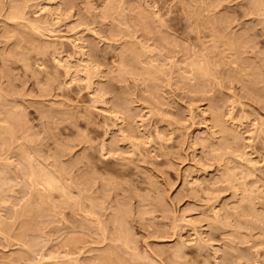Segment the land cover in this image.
Returning a JSON list of instances; mask_svg holds the SVG:
<instances>
[{
	"label": "rangeland",
	"instance_id": "1",
	"mask_svg": "<svg viewBox=\"0 0 264 264\" xmlns=\"http://www.w3.org/2000/svg\"><path fill=\"white\" fill-rule=\"evenodd\" d=\"M260 2L0 0V264H264Z\"/></svg>",
	"mask_w": 264,
	"mask_h": 264
},
{
	"label": "bare ground",
	"instance_id": "2",
	"mask_svg": "<svg viewBox=\"0 0 264 264\" xmlns=\"http://www.w3.org/2000/svg\"><path fill=\"white\" fill-rule=\"evenodd\" d=\"M254 1H255V0H254ZM256 1H257V0H256ZM257 3H258V2H257ZM260 3H261V2H260ZM262 3H263V0H262ZM262 3H261V4H262ZM13 4H14V3H13ZM263 4H264V3H263ZM254 5H256V4H254ZM256 6L258 7V4H257ZM259 6H260V5H259ZM261 6H262V5H261ZM14 7H16V6H14ZM105 7H106V6H105ZM253 7H254V6H253ZM188 8H189V7H188ZM259 8H260V7H259ZM15 9H16V8H15ZM107 9H108V8H107ZM107 9H106V10H107ZM195 10H196V9H195ZM255 10L257 11V9H255ZM262 10H263V9H262ZM192 11H193V10H192ZM192 11H191V12H192ZM197 12H198V11H197ZM263 12H264V11H263ZM194 13H195V12H193V16L195 17L196 14H194ZM254 14H255V13H254ZM260 14H261V13H260ZM263 14H264V13H263ZM198 15H199V12H198ZM258 15H259V14H258ZM263 16H264V15H263ZM198 17L200 18L201 16H198ZM255 17H256V16H255ZM257 18H258V17H257ZM260 19H261V17H260ZM262 21H264V19H263ZM262 21H261V22H262ZM261 22H260V23H261ZM262 25H263V24H262ZM211 27H212V26H211ZM215 30H216V29L214 28V31H215ZM212 31H213V27H212ZM28 32H29V30H28ZM262 32H263V31H262ZM262 32H261V34H262ZM214 33H215V32H214ZM214 33H213V36H214ZM30 34L33 35V33H30ZM221 34H222V33H221ZM32 35H31V36H32ZM218 35H219V34H218ZM222 35H224V34H222ZM263 35H264V34H263ZM24 36H25V35H24ZM27 36H28V35H27ZM27 36L25 37V39L27 38ZM28 37H29L30 39H31V38L33 39V37H30V35H29ZM219 38H220V36H219L217 39H219ZM224 38H225V36H224ZM229 38H230V37H229ZM234 38H235V37H234ZM27 39H28V38H27ZM30 39H29V41H31ZM221 39L223 40V38H221ZM221 39H220V40H221ZM226 39H227V38H226ZM226 39H225V40H226ZM23 40H24V38H23ZM215 40H216V38H215ZM228 40H229V39H228ZM238 40H239V38H238ZM25 41H26V40H25ZM36 41H37V40H35V42H36ZM226 41H227V40H226ZM26 42H27V41H26ZM26 42H25V48H27V46H26V45H27ZM38 42H39V40H38ZM38 42H37V43H38ZM214 42H216V41H214ZM233 42L235 43L236 41H231V42H229V43L226 42V44L228 43V45L233 46V45H234ZM237 42H238V41H237ZM27 43H29V42H27ZM33 43H34V41L31 42L30 45L33 44ZM43 43H44V42H43ZM217 43H219V40H218ZM230 43H233V45L230 44ZM34 44H36V43H34ZM39 44H40V43H39ZM46 44H47V43H46ZM224 44H225V43H223V45H224ZM236 44H237V43H236ZM17 45H18V43H17ZM19 45H20V44H19ZM30 45H29V46H30ZM37 45H38V44H37ZM43 45H44V44H43ZM48 45H49V44H48ZM48 45H47V46H48ZM216 45H217V44H216ZM20 46H21V45H20ZM20 46L17 47L16 49L20 48ZM38 46H39V45H38ZM47 46H46V48H47ZM231 46H229V47H231ZM238 46H239V45H238ZM32 47H33V46H32ZM32 47H30V48H32ZM36 47H37V46H36ZM41 47H42V46H41ZM41 47H39L38 50L35 48V50H36V51H39V49H40ZM43 47H44V46H43ZM234 47H235V46H234ZM234 47H233V48H234ZM21 48H22V46H21ZM21 48H20V49H21ZM25 48H24V49H25ZM46 48H45V49H46ZM226 48H227V47H226ZM233 48L231 47V48H229V50H230V49H233ZM33 49H34V48H33ZM45 49H44V50H45ZM227 49H228V48H227ZM234 49H235V48H234ZM29 50H30V49H28L27 51H29ZM40 50L43 51V48H41ZM233 51H234V50H233ZM239 51H240V50H239ZM15 52H16V51H15ZM24 52H25V51H24ZM25 53H26V52H25ZM236 53H237V52H236ZM16 54H17V53H16ZM18 54L21 55V54H22L21 51H20V53H18ZM23 54H24V53H23ZM23 54H22V55H23ZM132 54H135V53H132ZM132 54H131V55H132ZM221 54H222V53H221ZM26 55H27V53H26ZM41 55H42V54H41ZM123 56H125V55H123ZM135 56H136V55H135ZM223 56H224V53H223ZM17 57H18V56H17ZM24 57H25V56H23V58H24ZM20 58H21V57H20ZM20 58H19V59H20ZM23 58H21V60H22L21 62L24 61L25 58H24V59H23ZM122 58H123V57H122ZM26 59H27V58H26ZM26 59H25V60H26ZM29 59H30V58H29ZM132 59H133V57H132ZM16 60H18V58H17ZM237 60L239 61L240 58L237 59ZM26 61H27V60H26ZM26 61H24V62H25L26 64H28V62H26ZM134 61H136V59H135ZM241 61H243V60H241ZM123 62H124V64L126 63L125 61H123ZM120 63H121V62H120ZM128 63H129V62H128ZM136 63H137V62H136ZM204 63H205V62H204ZM122 64H123V63H122ZM126 64H127V63H126ZM129 64H130V63H129ZM199 64H200V66L202 65L201 62H200ZM130 65H131V64H130ZM203 65H205V64H203ZM203 65H202V66H203ZM243 65H244V62H243ZM24 66H27V65H24ZM198 66H199V65H198ZM198 66H197L198 69L195 67L196 70H197V72H198V70L201 69L200 66H199V67H198ZM202 66H201V67H202ZM206 66H207V65H205V66H203V67L206 69ZM131 67H132V65H131ZM133 67H135V66H133ZM137 68H138V67H137ZM199 68H200V69H199ZM138 69L140 70L141 67L138 68ZM146 69H147V68H145V69L143 70V67H142V70H143V71H145ZM147 70L149 71V69H147ZM209 70H210V69H209ZM209 70H208V67H207V69L204 71V72H207V73L204 74V73L202 72L203 75H204V76H203V75H202V76H203V77H205V75L208 76V74H209L208 71H209ZM140 71H141V70H140ZM143 71H141V72H143ZM149 72H150V71H149ZM197 72H196V73H197ZM146 73H147V71H146ZM193 73L195 74V72H193ZM199 73H200V75L202 74L200 71H199ZM246 73H247V72H246ZM148 74H149V73H148ZM151 74H152V73H151ZM198 75H199V74H198ZM200 75H199V77H201ZM250 75H251V74H250ZM246 76H247V74H246ZM195 77H197V76L195 75ZM247 77H248V76H247ZM201 78H202V77H201ZM249 78H250V76H249ZM204 79L206 80V78H204ZM247 79H248V78H247ZM247 79H246V80H247ZM198 80H199V79H197V81H198ZM201 80L203 81V78H202ZM201 80H200V81H201ZM249 80H250V79H249ZM197 83H198V82H197ZM200 83H201V82H200ZM202 83H203V82H202ZM193 84H194V83H193ZM203 84H204V83H203ZM201 85H202V84H201ZM197 86H198V85H197ZM203 86L205 87V84H204ZM201 88H202V87H201ZM4 91H5V89H4ZM3 96H4V95H3ZM1 97H2V96H1ZM11 98H13V96H12ZM8 103H9V102H8ZM8 103H7V104H8ZM16 105H17V103H16L15 105H13V107L15 106V107H14L15 109L18 108V107H17L18 105H17V106H16ZM19 106H20V105H19ZM2 109H4V108H2ZM8 110L10 111V108L8 109V107H7V111H8ZM0 111H1V110H0ZM16 111H17V112H16ZM18 111H19V109L14 110V112H16V113L14 114L13 111L11 110V114H12L13 116L16 117V115L18 114ZM20 112H22V114H21ZM214 112H216V110H214ZM3 113H4V111H3ZM6 114H8V113L6 112ZM11 114H9V115H11ZM20 114H21V117H23V118L25 117V116H22V115H23V111H21V110L19 111V116H20ZM213 114H215V113H213ZM217 114H218V112L216 113V115H217ZM1 115H2V114H0V116H1ZM3 115H4V114H3ZM9 115H7V116H9ZM12 115H11V118H12ZM216 115H215V116H216ZM217 116H218V118H219V114H218ZM3 117H4V116H3ZM15 117H14V118H15ZM17 117H18V116H17ZM17 117H16V120H15L14 118H13L12 120L17 121V119H18ZM1 118H2V117H1ZM1 118H0V121H3L2 119L5 120V118H2V119H1ZM19 118H20V117H19ZM23 118H22V119H23ZM65 119H66V118H65ZM6 120H8V117L6 118ZM9 120H10V119H9ZM18 120H19V122L22 123V120H21V121H20V119H18ZM215 120H216V119H215ZM215 120H214V122L216 123ZM23 121H25V120H23ZM10 122H12V121L10 120ZM17 122H18V121H17ZM17 122H16V123H17ZM219 122H220V121H219ZM3 123H4V122H3ZM52 123H54V122H52ZM217 123H218V121H217ZM220 123H221V122H220ZM220 123H219V124H220ZM6 124H7V123H5V126H6ZM8 124H13V125H14V122H13V123H8ZM8 124H7V128H8V129H7V128H4V127H3L4 125H3V126H0V129H1L0 132H1V131H3L2 133H6V132H8L7 134H9V135L12 134L14 131H13L12 128H11L12 126L10 127V125H9L10 128L8 127ZM222 124H223V123H221L220 125H221V127L224 129V127L222 126ZM16 125H17V124H16ZM16 125H15V126H16ZM216 125H217V124H216ZM220 125H219V126H220ZM18 126H19V125H18ZM18 126H16V127H18ZM217 126H218V125H217ZM224 126H225V125H224ZM2 127H3L4 129H3ZM221 127H220V128H221ZM222 128H221V130H222ZM227 128H228V127H227ZM227 128H226V129H227ZM5 129H6V132H4ZM18 129H19V128H18ZM228 129H229V128H228ZM9 130H11L10 132H12V133H10ZM224 130H225V129H224ZM262 130H263V129H262ZM233 131H234V130H233ZM21 132L23 133V131H21ZM227 132H228V131H227ZM229 132H230V131H229ZM2 133H1V134H2ZM16 133H17V132H16ZM225 133H226V130H225ZM263 133H264V132H263ZM20 134H21V133H20ZM20 134H19V136H20ZM26 134H27V133H26ZM229 134H230V133H229ZM232 134H233V133H232ZM232 134H231V135H232ZM234 134H235V133H234ZM13 135H14V134H12V135H10V136H13ZM15 135H16V134H15ZM21 135H22V134H21ZM24 135H25V133L23 134V136H24ZM231 135H230V137H231ZM26 136H27V135H26ZM234 136L236 137V135H234ZM15 137H16V136H15ZM24 137H25V136H24ZM235 137H234V138H235ZM237 137H238V136H237ZM12 138H13V137H12ZM28 138H29V137H28ZM26 139H27V138H26ZM232 139H233V135H232ZM236 139H238V138H236ZM236 139H235V140H236ZM13 140H14V139H13ZM15 140H17V139L15 138ZM235 140H234V141H235ZM23 141H26V140H23ZM232 141H233V140H232ZM14 142H15V141H14ZM27 143H28V141H27ZM21 144H22V143H21ZM21 144H19V146H21ZM24 144H25V143H23V146H24ZM19 146H17V147H19ZM17 147H16V149H17ZM21 147H22V146H21ZM21 147H19V149L23 150ZM19 149H18V150H19ZM30 149H31V148H30ZM21 150H20V152H21ZM25 150H28V149L26 148V146H25ZM25 150H23V151L26 153ZM23 151H22V152H23ZM31 151H32V149H31ZM24 152L21 153V155L25 154ZM32 152H33V151H32ZM29 153H30V152H29ZM29 153H28L27 155H29ZM16 154H17V153H16ZM33 154H34V153H33ZM35 154H36V153H35ZM18 155H19V154H18ZM31 155H32V153L30 154V157H31ZM36 155H37V154H36ZM47 155H48V154H47ZM49 155H50V154H49ZM19 156H20V155H19ZM37 156H38V155H37ZM40 156H41V155H39V157H40ZM22 157L24 158V156H22ZM27 157H28V159H27ZM30 157L25 155V158H26L28 161L25 160V161H27V163H25V162L23 161V163H25V164L28 166V167H26V165L23 166V168L25 169V171H24V170H23V171H24V173L26 174V176H25L24 173H22V174H24V175H22V177H23V178L25 177V178H24V180H25V184H26V180H28L30 186H32V184H33L34 186H35V185H36V186L38 185L37 187H39V188L42 189V190H40V189H38V188H37V189H38V191H41V192H43L45 188H46V189H47V188H58L59 190H60V189H63V186H64L65 184H64L63 186L60 185V184H58V183H59V181L57 180L58 178L56 179L55 177H53L50 171H46V169L49 168V167H47L46 169H44V168L41 166L42 164H41V165L39 164V166H38L37 164H38L39 162H35L36 159H33V160H35L34 163H37V164H35L36 168H37L38 170H40V171H42V169H44L45 171L43 170L42 172H40V171H38V170H34V169H35V166H34V169H33L32 166H33L34 164H33L32 160H31V159L34 157V155H33V157H32L31 159H30ZM48 157H49V156H48ZM44 158H46V157H44ZM20 160H21V157H20ZM22 160H23V159H22ZM46 160H47V159H46ZM4 161H5V160H4ZM15 161H16V160H15ZM16 162H17V161H16ZM21 162H22V161H21ZM1 163H3V161H2ZM5 163H7V162H5ZM5 163H3L4 166H5ZM9 163H11V162H9ZM12 163H13V161H12ZM3 164H2V165H3ZM32 164H33V165H32ZM9 165H10V164H9ZM6 166H7V165H6ZM37 166H38V167H37ZM40 166L42 167V169H40V168H41ZM17 167H19V166L17 165ZM31 167H32V169H33L34 171H33L32 169H29L30 171H27V170H26V169L31 168ZM44 167H45V166H44ZM50 167H52V166H50ZM15 168H16V167H15ZM20 169H21V168H20ZM50 169H51V168H50ZM50 169H49V170H50ZM1 170L3 171V169H1ZM18 170H19V169H18ZM51 170H52V169H51ZM228 170H229V169H228ZM228 170L226 169V171H228ZM26 171H27V172H30V173H26ZM37 171L40 172V174H39ZM52 171L55 172L54 170H52ZM223 171H224V170H223ZM226 171H224V172H226ZM43 172H44V173H43ZM46 172H48V173L51 174V175L48 176V175H47L48 173L46 174ZM53 172H52V173H53ZM229 172H230V171L227 172V175H223V176H228V173H229ZM35 173H36V174H35ZM55 173H56V172H55ZM37 174L40 175L39 177H42V178H40V180H37V179L39 178ZM222 174H223V172H222ZM225 174H226V173H225ZM229 174H230V173H229ZM231 174H232V173H231ZM0 175H2V174H0ZM27 175H28V178H26ZM229 176H230V175H229ZM36 177H37V178H36ZM0 178H1V177H0ZM23 178H22V179H23ZM29 179H30V181H29ZM59 179H60V178H59ZM230 179H231V178H230ZM56 180H57V181H56ZM22 181H23V180H22ZM57 182H58V183H57ZM70 182H71V181H70ZM30 183H31V184H30ZM242 183H243V182H242ZM56 184H58V186H59V187L61 186L62 188H61V187L59 188ZM26 185H28V184H26ZM245 185H246V183H245ZM245 185H244V186H245ZM83 187H84V186H83ZM67 188H68V187H67ZM81 188H82V187H81ZM46 189H45V190H46ZM64 189H65V187H64ZM64 189H63V190H64ZM79 189H80V187H79ZM83 189H84V188H82V189H80V190L82 191ZM63 190H62V191H63ZM36 191H37V190H36ZM38 191H37V193H36L37 195L39 194ZM60 191H61V190H60ZM41 192H40V193H41ZM64 192L66 193L65 190H64L62 193H64ZM82 192H83V191H82ZM243 192H244V193H247V190H246V191L243 190ZM65 193H64V194H65ZM43 194H44V193H41L42 196H43ZM39 195H40V194H39ZM44 195H45V194H44ZM65 195H66V194H65ZM45 196H46V195H45ZM45 196H43L44 198L40 196L41 198L38 197L40 200H39L38 198H37L36 200H37V201L39 200V201L42 202V199H44L43 201L46 202L45 199L47 198V200H48V196H46V197H45ZM66 197H67V195H66ZM246 197H247V196H246ZM69 198H70V197H67V199H69ZM142 198H143V197H142ZM145 199H146V198H145ZM246 199H249V196H248ZM243 200H245V199H243ZM39 201H38V202L34 201V202H36V204H33V207H36V208H35V210H36L35 212H37L38 206L42 204V203H41V204H38V203H40ZM96 201H99V202L102 203L101 200L96 199ZM250 201H251V200L249 199V202H250ZM27 202H28V201H27ZM247 202H248V200H247ZM30 203L32 204L33 202L30 201ZM30 203H27V204L25 203V204H26V205L24 204L25 207H26L28 204H30ZM31 204H30V205H31ZM37 204H38V205H37ZM46 204H47V203H46ZM46 204H44V205H46ZM51 204H52V203L50 202V206L53 205V204H52V205H51ZM67 204H68V203H67ZM30 205H28V206H30ZM34 205H35V206H34ZM42 205H43V204H42ZM100 205H101V204H100ZM28 206H27V207H28ZM31 206H32V205H31ZM31 206H30L29 208L32 209L33 207H31ZM46 206H49V205H46ZM152 206H153V205H152ZM248 206H249V205H248ZM39 207H40V206H39ZM48 208H49V207H48ZM53 208H54V207H53ZM249 208H250V207H249ZM247 209H248V207H247ZM250 210H251V209H250ZM31 211H32V210H31ZM119 211H120V210H119ZM119 211H117V212H119ZM37 213H38V212H37ZM90 213L93 214V211H92V212L89 211V215H91ZM38 214H39V213H38ZM95 214H96V212H95ZM114 214H116V213L114 212ZM119 214H120V213H119ZM119 214H118V215H119ZM116 215H117V214H116ZM120 215H121V214H120ZM92 216H93V215H92ZM114 216H115V215H114ZM118 217H120V216H118ZM116 218H117V216H116ZM117 219L120 220V218H117ZM113 220H114V219H113ZM98 221H99V220H98ZM101 221H102V220H100V223H99V222H97V223H99V225H101V223L103 222V221H102V222H101ZM122 221H123V220H122ZM122 221L120 220L119 222L121 223ZM3 222H4V221L2 220V221L0 222V224H1V223L3 224ZM114 222L117 223L118 221L115 219ZM114 222H113V223H114ZM119 222H118V223H119ZM124 222H125V220H124ZM30 223H31V222H30ZM118 223H117L116 225L114 224V225H115V226H114V227H115V230H117V229L120 230V229H121V232L123 233V231H125V230L122 231V227L124 226V223L122 222V225H123V226L119 224L120 228H117L116 226H118ZM104 224H105V223H104ZM25 225H26V224H25ZM99 225H98V226H99ZM1 226H3V225H1ZM119 226H118V227H119ZM121 226H122V227H121ZM125 226H126V224H125ZM24 227H25V226H24ZM99 227H100V226H99ZM103 227L105 228L106 225H104ZM125 228H126V227H125ZM125 228H124V229H125ZM97 229H98V228H97ZM102 229H103V228H102ZM102 229L100 228V231H101ZM119 230H117V231H119ZM127 230L129 231L128 227H127ZM127 230L125 231V234H123V235H122V233H120V232H119V233H120V235H119V234L115 231V233L118 234V236H117L115 239H118V238H119L118 240L120 241V237H121V235H122V236H123V237H121V240H122V241H120V242H121V243L123 242V244H121V243H120V244L123 245V247H126V248H128L129 245H130V244H129L130 242L127 243V241H126V240L128 239V238H127V237H128V232H127ZM104 231H106V230L104 229ZM98 232H99V231H98ZM101 232H103V231H101ZM101 232H99V233H101ZM126 233H127V235H126ZM102 234H104V232H103ZM102 234H101V235H102ZM116 234H115V235H116ZM115 235H113V236H115ZM102 236H103V235H102ZM105 236H106V234H105ZM129 236H130V235H129ZM99 237H100V235H99ZM129 240H130V239H129ZM113 241H114V240H113ZM115 241H117V240H115ZM130 241H131V240H130ZM26 242H27V241H26ZM112 243H113V242H112ZM117 243H118V242H117ZM25 244H26V243H25ZM125 245H126V246H125ZM25 246H26V248H27V246L29 247L28 244L25 245ZM109 246H111V245H109ZM113 246H114V245H113ZM127 246H128V247H127ZM130 246H131V245H130ZM111 247H112V246H111ZM116 247H117V246H116ZM178 247H179V245H178ZM29 248H30V247H29ZM29 248H27V249H29ZM117 248H118V247H117ZM117 248H116V250H117ZM121 248H122V247H121ZM131 248H132V247H131ZM175 248H177V247H175ZM179 248H180V247H179ZM181 248H182V247H181ZM181 248H180V250H178L177 252H180V251H181ZM108 249L110 250V248H108ZM112 249H113V248H111V250H112ZM119 249H120V248H119ZM122 249H124V248H122ZM122 249H121V250H122ZM128 249H129V248H128ZM171 249H172V248H171ZM105 250H107V249H105ZM109 250H108V251H109ZM114 250H115V249H114ZM112 251H113V250H112ZM173 251L175 252L176 249H175V250L173 249ZM173 251H172V252H173ZM110 252H111V251H110ZM113 252H114V251H113ZM121 252H122V251H121ZM126 252H127V250L125 249V253H126ZM111 253H112V252H111ZM175 253H176V252H175ZM180 253H181V252H180ZM105 254H106V253H105ZM109 254H110V253H109ZM134 254H135V253H134ZM134 254H133V255H134ZM176 254H177V253H176ZM181 254H182V253H181ZM101 255H102V254H101ZM103 255H104V254H103ZM133 255H132V256H133ZM134 256H136V255H134ZM175 256H176V255H174L173 257H175ZM101 257H102V256H101ZM178 257H179V255H178L176 258L178 259ZM180 257H181V256H180ZM64 258H65V257H64ZM66 258H67V257H66ZM112 258H113V257H112ZM136 258H138V254H137ZM69 259H70V258H69ZM69 259L67 258V260H69ZM76 259H77V258H75L74 260L77 261ZM101 259H102V258H101ZM104 259H105V258H104ZM67 260H66V261L64 260V261L67 262ZM97 260H98V259H97ZM102 260H103V259H102ZM105 260H106V259H105ZM107 260H108V259H107ZM118 260H119V258H118ZM57 261H58V260H57ZM64 261H63V262H64ZM70 261H71V260H70ZM70 261H69V262H70ZM72 261H73V260H72ZM72 261H71L70 263H72ZM55 262H56V261H54L53 264H54ZM59 262H60V261H59ZM63 262H62V263H63ZM69 262H67L66 264H68ZM73 262H74V261H73ZM77 262H78V261H77ZM110 262H111V261H110ZM113 262H114V259H113ZM118 262H120V261H118ZM57 263H58V262H57ZM78 263H79V262H78ZM107 263H108V261H107ZM142 263H143V261H142ZM50 264H51V263H50ZM58 264H60V263H58ZM64 264H65V263H64ZM75 264H77V263H75ZM112 264H113V263H112ZM143 264H144V263H143Z\"/></svg>",
	"mask_w": 264,
	"mask_h": 264
}]
</instances>
